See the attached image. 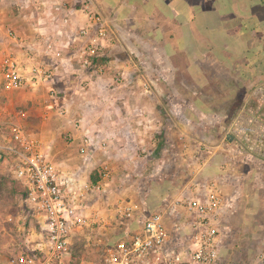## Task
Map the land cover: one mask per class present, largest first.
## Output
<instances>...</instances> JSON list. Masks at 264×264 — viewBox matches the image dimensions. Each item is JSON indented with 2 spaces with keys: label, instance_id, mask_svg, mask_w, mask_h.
Instances as JSON below:
<instances>
[{
  "label": "crops",
  "instance_id": "obj_1",
  "mask_svg": "<svg viewBox=\"0 0 264 264\" xmlns=\"http://www.w3.org/2000/svg\"><path fill=\"white\" fill-rule=\"evenodd\" d=\"M52 1L59 0H0V5L10 3L11 7L8 10L5 8L9 17L2 19L0 28L3 31L12 30L23 40L17 43L4 34L0 46L2 42L5 46H1L0 52L16 58L26 73L33 67L52 64V53L45 54L48 43H52L53 49H58L67 42L68 35H75L87 24L85 15L74 11L69 25L62 20L53 23L50 10L41 8L42 3L47 2L46 6H50ZM93 1L114 29L115 46L99 60L106 65L101 77L90 75L82 78L75 69L68 72L73 75L58 77L53 88L62 96H57L54 102L60 105L58 110L65 106L71 108V115L64 116L67 132L71 131L76 138L89 133L107 143L106 151H93L89 165L99 162L95 158L98 152L100 156L110 154L116 160H123L125 152L132 148L128 152L135 154L133 157L137 160L140 150L147 151L145 158L153 167L155 165L147 178L150 190L152 192L155 188L154 197L160 202L170 203L183 193L173 191L170 183L162 197L163 194L156 192V188L164 183L167 166L173 163L184 165L181 160L186 154L183 150L186 134L181 127H177L176 116L179 115L181 120L183 115H187L188 108L199 118L200 115L204 119L215 115L226 116L228 111L219 112L213 104H218L216 108L221 109L222 105L234 103L244 90L243 101L255 105L260 92L264 91V0ZM2 13L4 11L0 6L1 18ZM60 30L63 36L56 34ZM80 45L73 44L70 49H64L65 57L72 58ZM73 66L78 67L76 62ZM60 73L64 71L60 70ZM117 79L120 83L116 82ZM44 84L52 88L51 84ZM39 86L41 84H30L24 88L28 91L25 94L30 97L29 90L34 89L35 92ZM79 102L94 106L100 104L105 108L109 103L136 105L165 102L166 106L176 109L177 115L169 120V128L163 127L166 131L158 134L161 127L159 121H162L159 115H75L78 107L73 105ZM243 112L244 109L240 110L238 115ZM75 120L81 123L80 127L73 126ZM147 122L150 125L137 126ZM175 127L172 136L171 130ZM223 127L226 124L223 123ZM162 134H166L164 140L167 145L159 150L161 156L157 157L156 141L153 143L151 138L156 139ZM220 148L223 150L225 147L221 145ZM113 149L115 153H112ZM175 152L178 157L172 158L171 154ZM184 176L181 174V179L178 177L177 180L184 181ZM172 182H175V177ZM236 198L234 196L231 200ZM259 201V208L254 205L244 210L243 225L252 237L257 235L256 232L261 233L260 243L264 247L263 193ZM254 216L257 218L255 223ZM223 229H228L224 223Z\"/></svg>",
  "mask_w": 264,
  "mask_h": 264
},
{
  "label": "rangeland",
  "instance_id": "obj_2",
  "mask_svg": "<svg viewBox=\"0 0 264 264\" xmlns=\"http://www.w3.org/2000/svg\"><path fill=\"white\" fill-rule=\"evenodd\" d=\"M12 5L15 6V4ZM0 6L4 11L2 18L0 14L1 22L2 19L9 17L5 8L8 10L11 7L10 3ZM14 12L18 13L17 10ZM0 24L3 25V22ZM4 24L7 27V24ZM1 46H5L4 42ZM1 46L0 48H2ZM3 57L4 55L0 52V61ZM62 74L60 73L58 76L63 78L62 76L73 75V73ZM87 75L84 74L82 78H86ZM33 90H29L32 94L30 97L26 95L28 94L27 89L22 91L7 90L2 84L0 76V144L9 143L11 139L10 127L12 124H17L31 138L38 141L42 148L47 149V153L61 165L62 169L76 172L81 167V180L88 177L91 182L94 184L100 182L103 187V190L94 194L89 202V211L96 224L75 238L71 264H102L104 250L108 243L116 240L123 233L125 224H127V222L122 223L119 211L128 203L137 206L135 213L139 220H144L151 214H163L171 237L177 239L180 234L175 225L188 226L193 221L191 217L189 218L188 213L180 209L179 201L185 199L186 196H191L207 183L217 185L228 203L223 214V223L228 226V229L223 231L221 264H264V259L261 256L264 253V247L263 245L261 247L260 243L261 233L256 232L257 235L252 237L248 231L246 232L243 225L244 210L254 205L259 208V197L262 193L264 197V156L248 145L243 139L244 136L236 134L234 130L238 126L240 110L247 111V108L257 105V103L251 105L243 101L244 90L243 92L241 90L234 103L232 101L222 105L221 109L216 108L218 104H213L219 112L228 111L229 115H215V117H206L205 119L201 118L202 115L199 118L189 108L186 112L187 115L180 116L182 121L179 119V115L175 119L176 109L171 105L166 106L165 102H147L136 105L109 103L108 106L105 105L106 108L100 104L94 106L85 102L73 105L78 107V112L81 111L75 115L110 114L134 115L135 117L159 115L162 121H159L161 127L158 129V134L166 131L163 130V127L169 128L170 119L174 118L178 122L177 127H181L186 134L183 147L186 154L185 159L181 160L184 165L173 163L167 166L165 181L157 185L158 188H156V192L163 194L162 197L167 192L170 183L173 191L175 189L183 193L181 197L178 194L176 199L170 203L160 202L154 197L155 188L152 189V192L150 190L147 178L152 174L155 165L153 167L145 158L148 155L147 151L140 150L137 160L133 157L135 154L128 152L132 151V148L125 152L126 156L123 157V160H116L110 154L100 156V152H98L95 158L99 162L83 166V160L78 153V138L70 140L72 132H67V128H64V124H67L64 116L71 115V108L65 106L63 109L66 110V114L60 115V110H58L60 105L54 102L47 84H41L35 89V92ZM59 94L57 93L58 96H62ZM223 123L226 124L225 128ZM76 124H78L77 120L73 121V126ZM146 125H150V123L137 126L145 127ZM174 130L176 127L171 130L172 136H174ZM166 134L156 136V139L151 138L153 143L156 141L154 145L158 152L157 157L161 156L159 150L162 151L164 145H167L164 140ZM146 139L149 138L146 137ZM151 140L149 139V141ZM221 145L225 147L223 150L220 148ZM152 151L154 152L153 148ZM113 152L115 153L116 150L113 149ZM168 154L170 155V153ZM175 154L177 152L171 154V157L174 158ZM99 159L104 161L100 162ZM0 161V264H10L14 257L26 249L27 231L29 228L34 229L35 223L29 219L19 220L21 213L19 185L9 174V161L7 159ZM104 165L108 167L109 172L106 179L100 174L104 171ZM181 174L185 175L184 181L177 180L178 177L181 179ZM174 177L177 183L172 182ZM234 196L237 198L232 201ZM10 217H13L11 222L9 221ZM252 219L255 223L257 218L254 216ZM186 233L181 235V240L188 243L190 232Z\"/></svg>",
  "mask_w": 264,
  "mask_h": 264
},
{
  "label": "built area",
  "instance_id": "obj_3",
  "mask_svg": "<svg viewBox=\"0 0 264 264\" xmlns=\"http://www.w3.org/2000/svg\"><path fill=\"white\" fill-rule=\"evenodd\" d=\"M46 5L47 2L42 3L41 8L50 10L55 24L62 20L69 25L73 11L83 13L87 24L75 35H68L67 42L58 49H53L52 43H48L45 54L52 53V64L33 67L26 73L16 58L4 56L0 61V76L5 89L11 91L22 90L30 84H51V97L56 99L58 95L53 85L61 77L58 76L60 70L67 74L70 69H75L81 77L88 74L87 77L99 78L104 74L106 65L99 60L114 48L116 35L93 0H59ZM4 34L14 42L23 41L12 30L0 28V43ZM56 34L64 35L61 30ZM78 43L81 45L76 54L72 58L65 57L64 49ZM74 62L77 68H74ZM59 113L64 116L66 110L61 109ZM76 126L80 127L81 123ZM10 131L9 143L0 144V159L9 161L11 178L24 189L20 197L19 220L29 219L35 223L34 229L27 231L26 249L10 264H71L75 238L96 224L89 211V202L103 187L88 177L81 180V167L76 172L62 169L47 149L17 124H12ZM69 139L75 140L76 137L70 135ZM78 140V153L85 167L89 165L94 150L106 151L107 143L101 142L100 137L85 133ZM103 170L100 174L106 179L108 167L104 165ZM179 205L193 221L188 226L175 225L180 234L177 239L171 237L163 214L155 213L139 220L135 213L137 206L132 203L124 205L119 217L122 223L127 224L123 233L108 243L102 264H221L223 214L227 200L218 186L207 183L179 201ZM9 221H13V217ZM187 231L190 232L189 242L185 243L181 235ZM261 256L264 259V253Z\"/></svg>",
  "mask_w": 264,
  "mask_h": 264
},
{
  "label": "flooded vegetation",
  "instance_id": "obj_4",
  "mask_svg": "<svg viewBox=\"0 0 264 264\" xmlns=\"http://www.w3.org/2000/svg\"><path fill=\"white\" fill-rule=\"evenodd\" d=\"M264 91L260 92L256 106L240 114L235 132L244 136V141L264 156Z\"/></svg>",
  "mask_w": 264,
  "mask_h": 264
},
{
  "label": "trees",
  "instance_id": "obj_5",
  "mask_svg": "<svg viewBox=\"0 0 264 264\" xmlns=\"http://www.w3.org/2000/svg\"><path fill=\"white\" fill-rule=\"evenodd\" d=\"M258 103V102H257ZM96 181V180H95ZM16 182V181H15ZM17 184L19 185V189L18 192L20 195H22L24 193V189L20 186V184L17 182Z\"/></svg>",
  "mask_w": 264,
  "mask_h": 264
}]
</instances>
